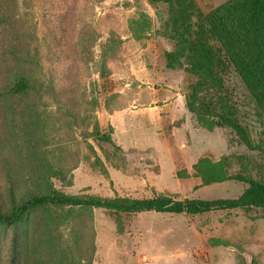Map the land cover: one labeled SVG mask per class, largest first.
I'll list each match as a JSON object with an SVG mask.
<instances>
[{
    "label": "rangeland",
    "instance_id": "rangeland-1",
    "mask_svg": "<svg viewBox=\"0 0 264 264\" xmlns=\"http://www.w3.org/2000/svg\"><path fill=\"white\" fill-rule=\"evenodd\" d=\"M226 1L196 0L205 13ZM0 16L8 21L0 23V185L10 174L29 194L52 185L102 199L238 198L247 184H203L194 166L205 158L264 183L263 151L230 129L208 130L186 108L196 78L167 67L174 43L161 34L163 5L0 0ZM22 76L33 88L11 95L6 88ZM49 80L56 98L37 91ZM223 80L264 150V111L233 68ZM97 126L111 142L94 138ZM22 227L20 264H264V211L255 208L190 216L40 207ZM11 239L0 225V264Z\"/></svg>",
    "mask_w": 264,
    "mask_h": 264
},
{
    "label": "trees",
    "instance_id": "trees-1",
    "mask_svg": "<svg viewBox=\"0 0 264 264\" xmlns=\"http://www.w3.org/2000/svg\"><path fill=\"white\" fill-rule=\"evenodd\" d=\"M150 5H163L166 19L161 34L174 43L167 53L169 69L184 70L196 82L185 98V105L205 128H227L250 150H261L255 145L239 119L235 107L224 93L223 76L233 68L245 87L264 111V0H227L209 13L203 12L196 0H148ZM0 23L8 24L0 16ZM33 84L24 76L8 86L11 95L26 94ZM42 95L57 97L52 81L37 87ZM214 91L215 101L207 96ZM1 96V94H0ZM98 125V124H97ZM100 142H111L110 135L99 130L92 133ZM103 172L100 161H96ZM197 175L205 186L236 180L247 188L236 199L177 201L158 195L147 199L67 195L52 185L40 193H20L10 174L0 185V225L11 228L12 239L8 264H20V232L31 210L40 207L60 209L103 210L118 214H160L196 216L212 211H230L255 208L264 211V183L245 176L227 175L223 163L201 159L195 166ZM60 180H64L60 171Z\"/></svg>",
    "mask_w": 264,
    "mask_h": 264
}]
</instances>
